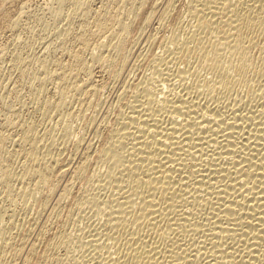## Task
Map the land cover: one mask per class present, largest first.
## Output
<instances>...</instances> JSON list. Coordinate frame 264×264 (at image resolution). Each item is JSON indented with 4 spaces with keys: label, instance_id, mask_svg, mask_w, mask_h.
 I'll return each mask as SVG.
<instances>
[{
    "label": "bare ground",
    "instance_id": "bare-ground-1",
    "mask_svg": "<svg viewBox=\"0 0 264 264\" xmlns=\"http://www.w3.org/2000/svg\"><path fill=\"white\" fill-rule=\"evenodd\" d=\"M147 2L51 0V23L37 19L34 26L42 40L34 58L16 46L0 48L19 88L1 81L28 86L31 103L50 115L79 99L74 117L90 122L89 99L101 89L94 73L117 77L128 44L152 20ZM174 3L157 24L170 27L169 36L150 38L159 53L139 58L105 120L93 150L105 172L77 166L83 188L61 208L68 218L54 231L47 223L21 264H264V0H187L170 24ZM20 15L9 26L16 28ZM5 101L0 197L19 201L26 219L17 227V212L0 208V264H16L38 217L28 214L27 200L41 193L34 209L45 204L47 188L69 164L71 140L15 118L14 102Z\"/></svg>",
    "mask_w": 264,
    "mask_h": 264
},
{
    "label": "rangeland",
    "instance_id": "rangeland-1",
    "mask_svg": "<svg viewBox=\"0 0 264 264\" xmlns=\"http://www.w3.org/2000/svg\"><path fill=\"white\" fill-rule=\"evenodd\" d=\"M51 1V0H50ZM50 1H47V0H0V48L3 47V48H11L13 49V46L15 47H18L19 49H22V51H19L21 56L22 57H26L28 55L29 58H34L35 55H33L34 51H39L41 47V44H42V40H41V35L37 36L34 34L36 32H34V30H37L35 28H38L40 24H47L48 23H51V17H50V13L48 14V10H52L53 9V4H50ZM112 1V0H110ZM170 1V0H169ZM168 0H148V2L145 4L144 6V10L147 12L149 11L150 9V12L148 13H152L151 14V18L152 20H150V23L149 26L147 24V26H144L143 28V31L141 32L140 36L133 39V34H130L128 37L129 39L131 40H135V42H130L128 45H130L131 47H128L127 46V53H128V59H127V62L125 63L124 67L117 73V77H110L108 78L107 75H105L103 73V75H100L99 73H97V71L94 73V78H95V81L99 83V85L101 86V89L100 91L98 92L97 95H99L97 97L94 96V97H91L89 99V106L91 105V107H88L87 109V113H86V117L88 116V114H90L87 118L90 119V122H87V121H84L83 119H78L74 117V115L76 116V111L78 112L79 110V106L80 101L78 98V100H70V102L68 103V107H67V110H64L63 112L60 111V113H54V114H48V113H45L43 112L44 109H38L37 107V104L33 102L32 100V103H31V100H30V96H29V92H28V89L29 87L25 85H23V83L19 82L20 84H22L23 86V90L21 91L20 89H22V87L20 86V89L19 86H17L18 84H16V76L15 74H13L12 70H10L11 68H9V65H10V61L8 60L9 59V53H6V51H4V53H0V125L2 124V119H3V101H5L6 103H12L13 105V108H15V118H19V120H22L21 118H23V122H27L29 123L28 121H30L31 123L35 124L36 126H38V128H47V129H55V130H52L53 133L57 136V138L63 136V134H66L67 135V139L68 140H71L68 147H67V154L70 153V159H69V164L68 166L63 170L62 174L57 176L54 178V182L52 181L51 182V187H48L46 190V197L45 198V201L42 205V208H39V210H37L38 208H35L34 209V204H35V201L38 199L40 200L41 199V193L39 194H35L33 198H28V204L32 207V209L30 208V212L28 214H33L35 216V213H37L38 217L36 218V224L34 226V228L31 230L30 232V236L29 238L26 240L25 244H24V248L23 250L21 251V253L19 254V256L17 257L16 259V264H21L24 260V258L26 257V252H27V249L29 246H31L36 240H37V236H39L40 232L43 230V229H47L49 228L51 225V227L49 229H51V231H54L57 229V226H59V228L62 226V223L61 221H65L66 219L65 218H68L66 217V210L65 208L64 209H61L62 207L64 206H69L71 205L72 206V203L74 202V199H76L77 195L79 196V193L80 191L82 190L83 188V185L79 182H77L78 180L76 179V176H75V173L78 171V167L80 168L82 166V164H88L89 163V172H92L91 173H96L95 175L97 176H101L102 175V172H105V169L106 168L103 164V162L101 160H97L96 156H95V151L97 149V147L100 145V138L101 136L105 133L104 129L106 130L105 126L106 125V121L107 120V117L110 116L111 114V108H114V105H116L119 97H120V94L121 93L120 91H122L121 89H123V87L125 86V84L127 83L126 80L129 79L130 76V73L133 69L131 68H135V65H138V60L139 58H141L142 56H146L147 55L151 56L154 55V54H157V52L159 53V46L157 47L158 43L154 44V46L152 45L151 46V39L150 38H156L157 40H159V37H162V38H167L166 36H169V33L170 31H167V30H170L167 26V28L165 27H161V29H159L160 27L158 26L159 24V18H160V14L162 13V11L164 10L167 2H169ZM22 2V3H21ZM45 2V3H44ZM186 4L187 0H175V3H174V8L172 10V12H174L172 14L171 12V20H169V23L172 24V22H174V19L173 18H178V16H182L183 15V12L184 11V3ZM3 3V4H2ZM25 3V4H24ZM157 4L154 5V4ZM99 5V3H95V6L96 5ZM148 4V5H147ZM154 5V7L152 8L151 5ZM44 5V6H43ZM48 9H46L47 7ZM50 5H52V7H50ZM152 5V6H153ZM26 8H25V7ZM24 7V8H23ZM50 7V9H49ZM98 7V6H97ZM183 7V8H182ZM22 8V9H21ZM29 8V9H28ZM20 9V11H19ZM26 9V10H25ZM154 11H153V10ZM183 9V10H181ZM37 10V11H36ZM152 10V12H151ZM24 13H23V12ZM16 12V13H15ZM19 12V13H18ZM51 12V11H50ZM182 12V13H181ZM155 13V14H153ZM177 13V15H176ZM181 13V14H180ZM23 15V16H19L21 18V21L19 23V25L16 27V28H12L11 26H9L10 23H7L9 22L10 19H12L14 16L16 17V15ZM180 14V15H179ZM13 15V16H12ZM28 15V16H27ZM25 16V17H24ZM27 16V17H26ZM2 17V18H1ZM38 17V18H37ZM40 17V18H39ZM9 18V19H8ZM35 18H36V22H35ZM43 18V20H42ZM37 19H38V22L40 20V22L38 23L37 22ZM8 20V21H7ZM41 20L43 22H41ZM46 22V23H44ZM34 23V24H33ZM36 23H38L39 26L36 25ZM61 23V24H60ZM63 23H65L63 20L58 23L55 24L54 27H51L50 28V34H53L54 32V28H58L56 26H61ZM158 24V25H157ZM27 25V26H26ZM23 26V27H22ZM31 26V27H30ZM35 26V28H34ZM11 27V28H10ZM146 27V28H145ZM33 29V33L30 31V29ZM75 28H77V25L75 26ZM157 28V29H156ZM12 29H14L12 31ZM52 29V30H51ZM159 29V30H158ZM164 29V31L162 30ZM10 30V31H9ZM18 30V31H17ZM29 30V31H27ZM53 31V32H52ZM159 31V32H158ZM166 31V32H165ZM156 32V33H155ZM159 33V34H158ZM165 35H163V34ZM18 34V35H17ZM32 34V35H31ZM48 34V33H47ZM153 34H156L155 36H153ZM167 34V35H166ZM159 35V36H158ZM162 35V36H160ZM18 36V37H17ZM29 36V37H28ZM152 36V37H151ZM14 37V38H13ZM26 37V38H25ZM40 37V38H39ZM20 38V39H19ZM31 38V39H30ZM160 38V40L162 39ZM162 39V40H164ZM22 40V41H20ZM27 40V41H26ZM24 41V42H23ZM150 41V42H149ZM132 43V44H131ZM15 44V45H13ZM149 44V45H148ZM20 45V46H19ZM22 46V47H21ZM36 46V47H35ZM151 48L148 50V48ZM153 48V49H152ZM130 51H129V50ZM32 50V52H31ZM146 50V51H144ZM152 50V51H151ZM144 51V52H143ZM155 51V52H153ZM148 54H147V53ZM150 52V54H149ZM6 53V54H5ZM146 53V54H145ZM145 54V55H144ZM24 55V56H23ZM30 55V56H29ZM6 56V57H5ZM140 56V57H139ZM5 59V60H4ZM136 59V60H135ZM134 66V67H133ZM5 67V68H4ZM5 69V70H4ZM7 69H9L10 71H8ZM130 69V71H129ZM2 71V72H1ZM10 73L12 75H10ZM9 74V76H8ZM129 75V76H128ZM9 77V79H8ZM139 77V75L137 76H134L135 79H137ZM4 78V79H3ZM113 78H115L113 80ZM5 83V81L7 82L10 81L12 84L15 83L14 86H17L16 88H12V84L9 82L7 83L8 85L6 84H3V82ZM112 79V80H111ZM126 79V80H125ZM15 80V81H13ZM125 80V81H124ZM105 81V82H104ZM126 82V83H125ZM124 83V84H123ZM4 85V86H3ZM10 85V86H9ZM3 86V88H2ZM6 86V88H4ZM12 88V89H11ZM26 88V89H25ZM8 91H7V90ZM10 89V90H9ZM6 90V92H5ZM20 95L18 96L17 94ZM11 92V93H10ZM15 92V93H14ZM18 92V93H17ZM17 93V94H16ZM24 93V94H23ZM104 93V94H103ZM119 94V95H118ZM13 96V97H12ZM46 96H48L46 94ZM101 96V97H100ZM119 96V97H117ZM17 97V98H16ZM20 97V98H19ZM22 97V98H21ZM29 97V98H28ZM19 98V100H18ZM96 98V99H95ZM118 98V99H117ZM10 99V100H8ZM28 99V100H27ZM13 100V101H12ZM18 100V101H17ZM21 100V101H20ZM97 100V101H96ZM69 101V99L67 100ZM72 101V107L69 106L70 103ZM75 101V102H74ZM78 103H77V102ZM28 102V104H27ZM74 102V103H73ZM91 102V103H90ZM96 102V103H95ZM20 103V104H19ZM24 103V105H23ZM31 104H34L32 105L31 107ZM93 103V104H92ZM114 103V105H113ZM21 105H22V108H21ZM26 105V106H25ZM74 105V106H73ZM36 106V107H35ZM20 107V108H18ZM33 107L35 111H33ZM79 107V108H76ZM83 107V105L81 106ZM94 107V108H93ZM74 109L73 111H71L70 109ZM19 109V110H18ZM32 109V111H31ZM82 109V108H81ZM91 109V110H90ZM111 109V110H110ZM43 110V111H42ZM76 110V111H75ZM90 110V111H89ZM37 111V112H36ZM41 111V112H40ZM67 111V112H66ZM70 113H69V112ZM75 111V112H74ZM89 111V112H88ZM18 112H20V114H18ZM36 112V113H35ZM110 112V113H109ZM27 113V114H26ZM38 113V114H37ZM42 113L41 116H39L40 114ZM70 114L68 117L69 119L67 118V115ZM108 113V115H107ZM29 114V115H28ZM65 114V115H64ZM72 114V115H71ZM18 115V116H17ZM50 115V116H49ZM61 115V116H60ZM63 115V116H62ZM107 115V116H106ZM21 118H20V117ZM28 116V117H27ZM57 116V117H56ZM65 116V117H64ZM106 116V117H105ZM26 117V118H25ZM36 117V118H35ZM50 119H49V118ZM53 117V118H52ZM61 117V118H60ZM71 117H72V120H71ZM90 117V118H89ZM48 118V120H47ZM56 118V119H55ZM86 118V120H88ZM26 119V120H24ZM33 122H32V121ZM35 120H39V121H35ZM47 120V121H45ZM75 120V121H74ZM77 120V122H76ZM92 120V121H91ZM104 120V121H103ZM74 121V122H73ZM36 122V123H35ZM47 122V123H46ZM44 123V124H43ZM46 123V125H45ZM74 123V124H73ZM90 123V124H89ZM103 123V124H102ZM105 123V124H104ZM42 124L44 126H42ZM49 125V126H47ZM89 125V126H88ZM42 126V127H41ZM47 126V127H46ZM52 127V128H51ZM72 127V128H71ZM70 128V129H69ZM59 129V130H58ZM67 129V131L65 132V130ZM77 129V130H76ZM80 129V130H79ZM101 129V130H99ZM58 130V131H57ZM69 130V132H68ZM71 130V131H70ZM56 131L58 132V134L56 133ZM96 131V132H95ZM100 131V132H99ZM104 131V132H102ZM71 132V133H70ZM78 132V133H77ZM95 132V133H94ZM61 133V134H60ZM102 133V134H100ZM59 135V136H58ZM98 136V137H97ZM70 137V138H69ZM96 138V139H95ZM61 140L58 141V143L60 144ZM77 146H76V144ZM92 143V144H91ZM62 144V143H61ZM60 144V146H61ZM95 145V146H93ZM76 146V148H75ZM89 146V147H88ZM95 147V148H93ZM90 148V149H88ZM74 149V150H73ZM88 151H87V150ZM95 149V151H93ZM93 152H92V151ZM73 151V153H72ZM85 151V152H84ZM90 153V155H89ZM92 153V154H91ZM72 154V155H71ZM86 155V156H85ZM88 155V156H87ZM94 157H93V156ZM83 156H84V162H83ZM90 156V157H89ZM90 158V160H89ZM95 158V160H94ZM97 160V161H96ZM98 161H100L99 163L103 166V171L101 170L102 167H100V164L98 163ZM96 162V163H95ZM80 163V164H79ZM95 164V165H94ZM78 166V167H77ZM97 166V167H96ZM95 168V169H94ZM97 168V169H96ZM76 169V171H75ZM99 169V170H98ZM97 170V171H95ZM75 171V172H74ZM100 171V172H99ZM99 174V175H98ZM72 178V179H71ZM76 179V180H75ZM75 180V182H74ZM57 181V182H56ZM74 182V183H73ZM70 184V185H69ZM74 185V186H73ZM78 185V186H77ZM69 186V187H68ZM68 187V188H67ZM73 187V188H72ZM67 188V189H66ZM68 191V195L67 197H63L64 199H62V196L61 193L64 192L63 191ZM66 189V190H65ZM70 190V191H69ZM76 191V192H75ZM75 194V195H74ZM72 195V196H71ZM49 196V197H48ZM75 196V197H74ZM34 198H36V200L34 201ZM60 199V200H59ZM2 196L0 197V208L3 207H8V212L10 213V211L13 213H16L17 212V215L14 221V218H13V221L15 222L14 224L19 227V225L23 224L24 223V219H26L25 217V214L24 213H20L19 212V209L20 207L22 206L21 203L19 201H15V202H12V203H6V201L3 200V204L2 203ZM60 201V202H59ZM59 202V203H58ZM19 203V204H18ZM34 203V204H33ZM58 203V208H57V204ZM8 204V205H7ZM11 204V205H10ZM19 206V207H18ZM56 206V207H55ZM61 206V207H60ZM13 207V208H11ZM74 207V206H73ZM41 209V210H40ZM36 210V211H35ZM58 212V216L59 218H53L54 217V212ZM32 211V212H31ZM28 212V211H27ZM64 213V214H63ZM20 214V215H19ZM74 214V213H73ZM62 215V216H60ZM75 215V214H74ZM72 216L74 218H71L73 221L74 219L76 221H72V224L74 223L75 225L78 223L77 221V218L76 216ZM21 216V217H20ZM64 216V217H63ZM18 217V218H17ZM20 217V218H19ZM63 217V218H62ZM18 219V220H17ZM22 219V220H21ZM65 219V220H64ZM20 220V221H19ZM51 220V222H50ZM20 223L22 221V223ZM48 221V222H47ZM54 222V223H53ZM60 222V223H59ZM71 222V220H70ZM18 223V224H17ZM49 225H48V224ZM56 223L58 225H56ZM80 223V222H79ZM55 224V225H54ZM73 224V226H74ZM83 224V223H82ZM47 225V227H46ZM70 225V223L68 224ZM45 226V228H44ZM76 236V234H75ZM35 239V240H34ZM59 255H62L64 256V253L61 251L59 253ZM19 259V260H18ZM20 261V262H19ZM19 262V263H18Z\"/></svg>",
    "mask_w": 264,
    "mask_h": 264
}]
</instances>
